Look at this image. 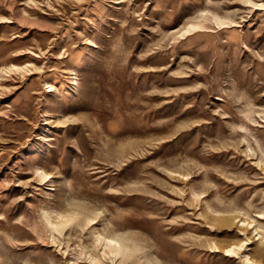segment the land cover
I'll list each match as a JSON object with an SVG mask.
<instances>
[{"label":"rangeland","instance_id":"obj_1","mask_svg":"<svg viewBox=\"0 0 264 264\" xmlns=\"http://www.w3.org/2000/svg\"><path fill=\"white\" fill-rule=\"evenodd\" d=\"M258 4L0 0V264H264Z\"/></svg>","mask_w":264,"mask_h":264},{"label":"bare ground","instance_id":"obj_2","mask_svg":"<svg viewBox=\"0 0 264 264\" xmlns=\"http://www.w3.org/2000/svg\"><path fill=\"white\" fill-rule=\"evenodd\" d=\"M23 68H25V66H20V65H16V64H12L10 66H5V67L3 66L0 68V78L5 72H8L9 70L23 69ZM51 90H54V88H51ZM75 218H76L75 214H71V213L61 214L59 223H55L54 221L48 219V225H51L53 228L54 227L58 228V226H60L62 228V230H64V229H67L69 227V225L75 220ZM87 221H88V223H91V224H95L97 222L96 218H92V217L88 218ZM244 225H247V224L244 223ZM113 240L115 241V243L109 242V241H113ZM97 243L99 245H101L103 248L102 254L106 257H108L107 254H109L113 260H116L117 258H123L125 256L126 250L128 248L127 245L125 244V242L122 241L118 237V235H115L114 232H112V234H110V235H106L104 233H98ZM245 245H246V243L239 245V246L227 247L224 249V251L226 252L227 255H230V254L236 253L237 250L242 249ZM214 248L216 251H220V249H221L217 245L214 246ZM135 251H136L135 249H132L131 254H134ZM93 262L94 263H101V261L97 258Z\"/></svg>","mask_w":264,"mask_h":264},{"label":"snow or ice","instance_id":"obj_3","mask_svg":"<svg viewBox=\"0 0 264 264\" xmlns=\"http://www.w3.org/2000/svg\"><path fill=\"white\" fill-rule=\"evenodd\" d=\"M248 2L250 3L251 0H248ZM256 7H259V8H264V4H258V5H255ZM110 243H115V241H109Z\"/></svg>","mask_w":264,"mask_h":264}]
</instances>
